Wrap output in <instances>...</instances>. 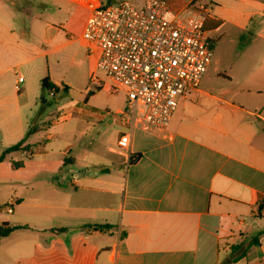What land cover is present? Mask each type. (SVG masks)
<instances>
[{"label": "crops", "instance_id": "0c3cea01", "mask_svg": "<svg viewBox=\"0 0 264 264\" xmlns=\"http://www.w3.org/2000/svg\"><path fill=\"white\" fill-rule=\"evenodd\" d=\"M14 1L0 0V76L37 58L14 64L15 57L39 45L59 43L40 54L73 45L70 61L75 71L82 73L83 65L89 64L93 81L96 57L87 53L88 44L82 39L90 12L81 18L77 5H83L75 0H51L50 18L41 13L29 23L21 13L20 21H15L10 8ZM17 1L47 8V0ZM217 1L212 14L207 9L208 35L228 26L229 36L248 32L249 38L264 41V0ZM66 2H73V33H80L72 38L67 32L63 40L62 26L49 19L65 13ZM64 23L69 31V20ZM260 49L253 46L248 58L253 71L264 63ZM50 79L59 87L68 85ZM102 84L110 94L123 93L121 106L116 104L119 110L104 114L113 120L102 130L111 137L118 133V138L109 143L107 158L88 161L92 167L67 170L66 175L51 172L45 184L14 200L33 221L13 225L34 229L23 235V243L31 248L17 263L264 264V93L243 89L244 104L224 99L230 95L227 91L216 95L198 87L181 97L184 110L175 111L167 136L136 130L130 148L124 149L118 141L125 129L114 114L125 108L126 93L114 92L110 82ZM231 93L232 98L239 94ZM202 98L213 107L188 103ZM68 109L73 111V104ZM23 133L8 132L0 154L22 140ZM31 146L27 140L22 154H30ZM72 148L69 145L64 153Z\"/></svg>", "mask_w": 264, "mask_h": 264}, {"label": "rangeland", "instance_id": "374dc122", "mask_svg": "<svg viewBox=\"0 0 264 264\" xmlns=\"http://www.w3.org/2000/svg\"><path fill=\"white\" fill-rule=\"evenodd\" d=\"M121 1H129L139 7L144 5V0H103L105 4H117ZM188 1L167 0L174 10L180 8L183 2ZM194 5L196 7L208 6V12L212 14L219 3L217 0H197ZM77 7L82 11L81 18L88 17L87 8L79 5ZM10 8L14 11L15 21H20L19 14L25 13L24 18L29 23L34 15L41 16V13L50 18V13L54 9L51 0H47L46 9L36 6L28 7L17 0ZM63 9H66L65 13L60 12V16L54 21L49 20L57 26H62V39L65 40L67 32L73 38L80 31L73 33V2L68 3ZM205 15L207 17V12ZM65 19L69 20V31L64 27ZM228 34V26L222 28L219 34L209 33L214 54L199 90L209 91L216 95L223 91H227L230 95H232L231 92H239L235 98L230 95L223 96V98L236 103L244 102L241 99L244 95L241 91L247 87L259 89L264 93V63L260 69L253 71L251 63L248 62L253 46L261 48L260 55L264 57V41L249 38L248 32L232 36ZM57 44L59 43L49 47L39 45L35 51L31 50L29 53L21 54L19 58L15 57L14 64L26 58H37L15 66V71L12 73L0 76L4 78L0 80V83H3L2 90H0V144L4 142L5 145L8 132L11 135L13 129L18 132V136L21 132H24L26 136L28 126L37 128L36 134L28 139L32 145L30 154L24 155L21 150L13 151L0 162V223L31 224L33 216L30 213H22V206H17L14 202L16 198H23L27 191L36 190L45 184L51 172L66 175L69 173L67 170L92 167L87 164L88 161L107 158L109 143L115 142L118 138V133L111 137L108 132L104 133L102 130L110 125L108 121L112 119L104 114L108 111L119 110L118 106H121V101H123V93H109L107 84L106 86L102 84L103 81L109 83V79L102 70L95 72L98 80L90 81L89 64L83 65L82 73L75 71L76 67L70 61L73 55V45L58 49L49 55L40 54L49 48H54ZM41 76H49L59 83H67L70 86L69 92H60L56 96L45 93L41 79H39ZM19 77H23L26 81L21 91L14 88V79ZM44 98L47 99V104L43 102ZM86 99H89V102ZM177 101L178 112H183V99L178 96ZM188 103L191 106L213 107L206 102L205 98H202L199 103L192 100ZM69 104H73V111L68 109ZM21 138L14 139L16 140L14 142H18ZM69 145H73V148L70 152L64 153ZM12 209L16 210L14 214L8 212ZM33 231L34 229L28 227L18 229L8 237L1 239L0 264H20L17 260H20L26 250L31 248L23 243V235L32 234Z\"/></svg>", "mask_w": 264, "mask_h": 264}, {"label": "built area", "instance_id": "2783aa9c", "mask_svg": "<svg viewBox=\"0 0 264 264\" xmlns=\"http://www.w3.org/2000/svg\"><path fill=\"white\" fill-rule=\"evenodd\" d=\"M75 1L90 12L82 39L96 57L93 81L102 70L112 90L127 96L125 108L114 114L125 129L119 146L129 149L136 130L167 136L177 97L200 86L213 59L205 28L208 7L194 1L178 10L167 0H144L142 7L129 1ZM23 82L22 77L15 81L16 90Z\"/></svg>", "mask_w": 264, "mask_h": 264}, {"label": "trees", "instance_id": "16d2710c", "mask_svg": "<svg viewBox=\"0 0 264 264\" xmlns=\"http://www.w3.org/2000/svg\"><path fill=\"white\" fill-rule=\"evenodd\" d=\"M196 1L197 0H194V2H196ZM41 84H42V87H43V90L45 91V93H51L52 91H54L55 94H59L60 92H63V93L69 92V87L67 85L63 84L61 87H59L54 82L51 81L49 76L44 77L41 80ZM47 103H48V101H46V104ZM36 132H37V128L30 126L26 136L22 140H20L18 143L12 145L11 147H8L6 150L3 151V153L0 156V162H2L4 160V158L6 157L7 154H9L13 151L21 150L23 148L24 143H26V141L32 135H34ZM89 226L93 227V228L107 227V226H103V225H89ZM23 228H27V225H11L7 222L0 223V240L5 238V237H8L15 230L23 229Z\"/></svg>", "mask_w": 264, "mask_h": 264}, {"label": "water", "instance_id": "95a60500", "mask_svg": "<svg viewBox=\"0 0 264 264\" xmlns=\"http://www.w3.org/2000/svg\"><path fill=\"white\" fill-rule=\"evenodd\" d=\"M43 102H46V99L45 98L43 99Z\"/></svg>", "mask_w": 264, "mask_h": 264}]
</instances>
